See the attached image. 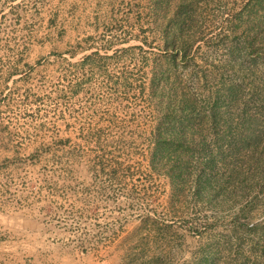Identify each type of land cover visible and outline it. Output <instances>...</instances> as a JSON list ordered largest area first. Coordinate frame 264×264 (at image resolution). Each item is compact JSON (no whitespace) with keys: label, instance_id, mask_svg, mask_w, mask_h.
<instances>
[{"label":"rangeland","instance_id":"374dc122","mask_svg":"<svg viewBox=\"0 0 264 264\" xmlns=\"http://www.w3.org/2000/svg\"><path fill=\"white\" fill-rule=\"evenodd\" d=\"M0 264H264V0H0Z\"/></svg>","mask_w":264,"mask_h":264},{"label":"trees","instance_id":"16d2710c","mask_svg":"<svg viewBox=\"0 0 264 264\" xmlns=\"http://www.w3.org/2000/svg\"><path fill=\"white\" fill-rule=\"evenodd\" d=\"M160 143V141H158L155 145H154V150H157L158 148V144ZM159 147H160V145H159ZM154 155V154H153Z\"/></svg>","mask_w":264,"mask_h":264},{"label":"crops","instance_id":"0c3cea01","mask_svg":"<svg viewBox=\"0 0 264 264\" xmlns=\"http://www.w3.org/2000/svg\"><path fill=\"white\" fill-rule=\"evenodd\" d=\"M114 224H115V223H114V220H113V221H112V227H113V228L115 227ZM116 224H117V223H116ZM117 226H118V224H117Z\"/></svg>","mask_w":264,"mask_h":264}]
</instances>
